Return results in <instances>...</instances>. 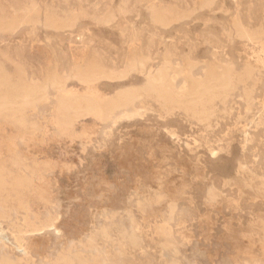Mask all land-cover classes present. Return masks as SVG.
<instances>
[{"label":"rangeland","instance_id":"rangeland-1","mask_svg":"<svg viewBox=\"0 0 264 264\" xmlns=\"http://www.w3.org/2000/svg\"><path fill=\"white\" fill-rule=\"evenodd\" d=\"M206 1L0 0V19L14 21L0 28V62L11 76L24 73L43 82L55 73L67 77V89L110 96L119 88L142 87L148 71L165 60L181 67L194 61V76L203 74L205 61L218 68L231 62L237 72L247 58L258 66L224 104L216 102L212 129L141 90L132 105L106 119L86 114L71 128L58 123V91L52 86L47 99L28 111L26 125L0 116V181L8 182L0 190V258L47 264L62 248L91 252L81 242L113 212L117 224H127L122 213L131 204L142 240L122 250L100 235L99 249L111 250V263L242 264L245 250L264 258V186L257 189L264 183V34L246 40L233 27L264 28V0ZM154 12L163 18L156 21ZM48 18L75 23L54 29L46 25ZM129 59L136 66L127 79L100 80L91 92L74 77L76 67L90 60L120 69ZM184 81L178 75L176 86ZM22 173L32 183L16 193L14 177ZM158 184L166 198L151 202L145 215L136 210V201ZM208 187L218 190L212 199ZM168 198L176 203L170 220L174 243L162 247L164 237L152 224L168 214ZM53 215L57 222L46 226ZM19 227L25 255L15 242Z\"/></svg>","mask_w":264,"mask_h":264},{"label":"bare ground","instance_id":"bare-ground-1","mask_svg":"<svg viewBox=\"0 0 264 264\" xmlns=\"http://www.w3.org/2000/svg\"><path fill=\"white\" fill-rule=\"evenodd\" d=\"M210 2L211 0H207L206 4ZM184 16H187V15H184ZM153 17L155 18L156 21H159L163 18L162 14L159 12H154ZM182 17L183 16H181V18ZM173 18L176 19L175 17ZM74 23H75L74 19L68 21L67 23H61L59 20L54 19V18L46 19V25L52 26L54 27V29L55 27L56 28L57 27L58 28L59 27L60 28L72 27L74 26ZM13 25H14L13 20L0 19V28L8 29L12 27ZM233 27H235V30H236L235 32L237 36H239L238 38L240 37L242 39L246 38V40L248 39L250 40L252 38H256L264 34V28H260L258 30L252 31L240 23H234ZM247 59L244 62V67L242 71L240 72L236 71V69L234 68L231 62H226L222 65L221 68H218L214 61H205L206 68L204 69L203 74L199 76H194L191 72L194 66L196 65L194 61L187 60L185 62V66L181 67L179 65H173L168 60H165L162 67L155 69V71L153 72L148 71V73L146 74L145 83L142 87L130 86V87L119 88L110 96H95L89 93H79L75 89H67L66 87L67 77L60 76L55 73L51 75L50 77L46 78L45 81L43 82H35L32 80H29L24 75V73H20L17 76H11L5 70L3 63L0 62V116L11 117L18 123V125L19 124L26 125L28 123V119H27L28 111L35 110L36 105L38 103H41L47 99V87L52 86L58 91V96H56L57 97L56 117H57L58 123L65 126L66 128H71L74 122L77 120V118L85 116L86 114H89V113L100 115L103 119L108 118L118 107L128 106L129 104H131L133 100L136 98V95L139 92V90H141L144 94L155 97L160 103L170 105L172 110L173 109L182 110L185 114H187L191 118H194L198 122L202 123L205 128L212 129L213 118L217 111L216 102L220 101L221 103L224 104L227 100V97L230 95V92L234 89L236 84L239 82H243L244 79L249 77L252 74V72L258 67L257 65L252 64ZM138 63H139V66L143 68L144 62L140 61ZM135 66L136 64L134 60L132 59H129L128 61H126L124 66L120 69L107 68V67L100 65L95 60H90L84 66L78 65L75 71L73 72H74V77L78 81L84 82L87 84L88 91L86 92H91L93 89H95L94 84L100 80H104V79L125 80L127 79L128 75L135 68ZM178 75H183L185 79L184 82L186 83V85L180 88L176 86V78ZM246 96L247 95H245V97ZM21 163H23V161H21ZM23 166H25V164ZM23 168H26V166ZM239 169L244 170L245 167L243 165H240ZM1 172H3V170H1ZM30 175H32V173ZM28 176L25 173L18 174L17 176L15 175L13 185L16 188L14 189L16 193H18L19 190L21 189H24V188L27 189L29 185L32 183L31 178H29ZM6 183L8 182H6L4 179L0 181V190L4 189V186ZM246 183L247 185H251L249 180H247ZM263 186H264V183L261 182L260 184L257 185V189L263 190L262 188ZM207 191H208V197L212 199L217 195L216 191L218 190L215 191L214 189L209 188ZM164 198H166V195L162 191L160 184L156 186H152L150 187V190H148V194L146 197H144L142 200L138 199L136 201L135 203V206L137 207L136 210L138 209L142 214L145 215L146 208L150 205L151 202H159L163 200ZM127 203H130V202H127ZM131 205L126 206L124 213H122L128 220L127 224H123V223L117 224L115 221V218L116 216H119V215H116L115 212H113L104 218V221L99 228L95 229L89 234L85 242L83 241L81 242L84 248H92L93 250L91 252L90 251L84 252L82 249H76L75 251H73L72 248H62L60 249L59 252L56 253V255L53 258L48 259L47 264H114L109 261V257L112 254L111 250L107 249L106 251L103 252L99 249L100 235L103 236L107 241L111 242L112 244H118L122 250L125 247L139 246L142 240V235H140L141 228L137 221L138 219L135 218L133 214ZM167 206H168V214L163 215V213L162 214L160 213L162 217L161 218L162 221L152 224L154 225L153 230L156 233H158V235L160 234L164 237L165 243L161 245L162 247L171 246L174 243L171 241L172 226H170V220L172 219V216L175 213L176 203L173 199L168 198ZM150 209L148 208L147 210H150ZM147 212L149 213L150 211H147ZM155 215L156 214H154L153 216ZM56 219L57 217L55 215L50 217V219L46 222V226L53 227V222ZM25 222L28 224L30 223L29 218L27 216L25 217ZM178 225H179L180 230L184 228L182 227L183 223L181 224L179 222L177 223V226ZM113 230L116 231L115 235L111 234ZM18 231H19L18 235L14 236L13 234V236L15 237V242L17 244V247L25 255L27 254V247L23 243L24 240L21 235L23 230L19 227ZM58 231L59 230H57V232ZM26 233H33V232H26ZM0 238L2 237L0 236ZM262 239L264 240V238H261L260 240ZM122 250H119V252H122ZM243 252L247 255H244V257L242 258V261H241L242 264H264V258L262 254L252 255L249 253V251H246V250ZM172 259H173L172 256H170L169 263L170 261H172ZM0 264H18V263L10 260L6 256H2L0 258Z\"/></svg>","mask_w":264,"mask_h":264}]
</instances>
